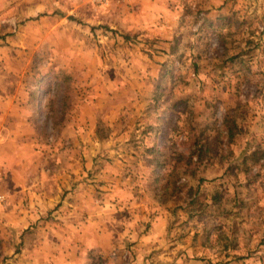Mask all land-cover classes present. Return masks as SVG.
<instances>
[{
	"label": "rangeland",
	"instance_id": "374dc122",
	"mask_svg": "<svg viewBox=\"0 0 264 264\" xmlns=\"http://www.w3.org/2000/svg\"><path fill=\"white\" fill-rule=\"evenodd\" d=\"M34 1L0 0V46L18 50L12 90L31 101L52 197L35 220L41 200L4 209L0 225L17 230L0 228V262L75 221L86 264H132V241L108 255L84 244L118 177L117 193L151 204L143 264H264V0H181L160 35L130 28V0Z\"/></svg>",
	"mask_w": 264,
	"mask_h": 264
},
{
	"label": "crops",
	"instance_id": "0c3cea01",
	"mask_svg": "<svg viewBox=\"0 0 264 264\" xmlns=\"http://www.w3.org/2000/svg\"><path fill=\"white\" fill-rule=\"evenodd\" d=\"M31 1L33 3L30 4V8L34 9L37 4L34 0ZM224 1L199 0L204 6L205 2L209 5L211 3L220 5ZM180 2L181 0H130L126 9L127 16H131L134 22L132 26L130 25V28L137 31L151 29L153 34H164L165 32L156 30L157 25L171 26L174 21L172 14L177 11ZM116 9L111 7L106 10L108 11L109 21L116 18L114 15ZM134 26H136V29H133ZM6 40L11 41L12 39L6 36ZM12 48L14 47L0 46V62H3L6 68V70L0 68V193H4L9 199L8 206H0V215H7L8 213L4 209L10 208L14 203L18 205L24 200H41V207L27 212L28 215L32 216L31 219L35 220V216L44 211V206L47 200L52 197V194L48 191L49 176L44 173L38 174L35 171L34 154L36 151H34V145L31 142L33 141L31 136L33 135L31 101L28 97L19 96L16 91L12 90L15 85L17 86V82L10 78V72L14 67H10L9 55L18 52L17 49L13 51ZM19 53L21 54V51ZM37 170L39 171V168ZM111 181L116 184L114 189H111V192L115 195L108 193L107 206L102 208L98 205L93 210V214L106 211L108 218L101 225L91 222L87 225V228L91 226L87 229L90 235H88V240H85L84 244L90 249L97 250L98 253L108 255L115 254L116 250L124 248L128 241H132V248L135 249L137 254L133 258L132 264H143L145 258L139 253L142 249L141 242L146 238L141 220L151 210L150 201L147 203L144 198H140L139 195H130L126 190L117 193V184L120 183V178L112 177ZM60 185L64 184L61 182ZM116 195L119 197H116ZM158 221L159 224L157 225L159 226L162 224V218H157L155 223ZM5 226L15 229V225H0V228L4 229ZM60 228L61 226H58V229ZM71 229V231L61 229L64 235L55 243L41 240H35L33 244L32 241L27 242L26 248H35L36 253H30L27 250L26 255L19 258L15 256L13 259L6 260V262H10V264H45L52 258L56 264H86L77 254V247H82V244L78 241L81 236L78 229L82 230V228L79 223L76 225L74 221ZM54 231L58 235H62L61 231ZM90 237L91 239H89ZM37 247L40 250H37ZM55 248L58 249L56 252ZM0 264H3V262H0ZM107 264H123V262L121 256L109 257Z\"/></svg>",
	"mask_w": 264,
	"mask_h": 264
},
{
	"label": "built area",
	"instance_id": "2783aa9c",
	"mask_svg": "<svg viewBox=\"0 0 264 264\" xmlns=\"http://www.w3.org/2000/svg\"><path fill=\"white\" fill-rule=\"evenodd\" d=\"M82 1H87L95 5H104L106 4L109 0H82ZM6 201V195L3 193H0V206L5 203Z\"/></svg>",
	"mask_w": 264,
	"mask_h": 264
}]
</instances>
